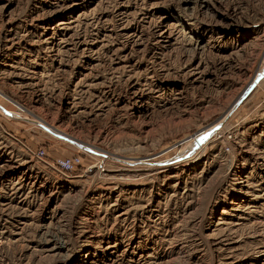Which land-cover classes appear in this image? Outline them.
I'll use <instances>...</instances> for the list:
<instances>
[{
	"label": "rangeland",
	"instance_id": "rangeland-1",
	"mask_svg": "<svg viewBox=\"0 0 264 264\" xmlns=\"http://www.w3.org/2000/svg\"><path fill=\"white\" fill-rule=\"evenodd\" d=\"M0 264H264V0H0Z\"/></svg>",
	"mask_w": 264,
	"mask_h": 264
},
{
	"label": "built area",
	"instance_id": "built-area-1",
	"mask_svg": "<svg viewBox=\"0 0 264 264\" xmlns=\"http://www.w3.org/2000/svg\"><path fill=\"white\" fill-rule=\"evenodd\" d=\"M42 156H43V152L39 151L37 153V157L40 158ZM56 166H57V170L64 175L73 174L77 171V169L80 166L79 157L74 155L68 158L59 159Z\"/></svg>",
	"mask_w": 264,
	"mask_h": 264
},
{
	"label": "bare ground",
	"instance_id": "bare-ground-1",
	"mask_svg": "<svg viewBox=\"0 0 264 264\" xmlns=\"http://www.w3.org/2000/svg\"><path fill=\"white\" fill-rule=\"evenodd\" d=\"M166 35V36H165ZM160 38H162V39H166V40H164L165 42H167V43H169V35L167 34V31H162L161 33H160ZM4 111V110H3ZM6 112V111H5ZM11 114V113H10ZM9 114V116H10V118H15L14 116H13V114L12 115H10ZM221 124H222V122H221ZM220 127V126H219ZM218 128V125L216 126L215 125V127L214 128H212L213 130H216ZM50 132H52V130L50 131ZM211 135V134H210ZM208 136V134H205V136H203L201 139L199 138L194 144H196V146H198V143H201L202 141H204L205 140V138ZM77 145V144H76ZM81 148H84L83 146H80Z\"/></svg>",
	"mask_w": 264,
	"mask_h": 264
}]
</instances>
